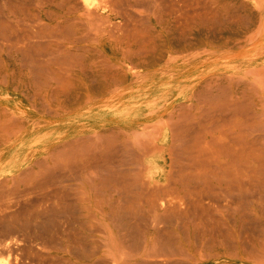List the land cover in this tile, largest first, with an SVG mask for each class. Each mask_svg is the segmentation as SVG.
Instances as JSON below:
<instances>
[{
    "label": "bare ground",
    "instance_id": "bare-ground-1",
    "mask_svg": "<svg viewBox=\"0 0 264 264\" xmlns=\"http://www.w3.org/2000/svg\"><path fill=\"white\" fill-rule=\"evenodd\" d=\"M10 7L0 264H264V0H45L26 47Z\"/></svg>",
    "mask_w": 264,
    "mask_h": 264
},
{
    "label": "rangeland",
    "instance_id": "rangeland-1",
    "mask_svg": "<svg viewBox=\"0 0 264 264\" xmlns=\"http://www.w3.org/2000/svg\"><path fill=\"white\" fill-rule=\"evenodd\" d=\"M36 1V2H35ZM39 1H40V3H42L43 1H45V0H9V3H10V5H11V7L9 8V19H10V21H11V24H12V35H13V37H15L14 38V41H16L17 43H18V46H22V44H23V46L22 47H26L27 45H29V44H33L34 42H36V40H37V43H39V44H41V42H44V43H48L50 40L52 41V40H55V38H48V36L47 35H44V34H42L41 33V28H40V24L42 23V21H40L41 19H39V17H40V3H39ZM13 2H14V4H13ZM21 4H19V3ZM30 2V3H29ZM22 3H24V4H22ZM29 5H28V4ZM36 3V4H35ZM16 5V6H15ZM27 5V7H25ZM34 7H36V8H34ZM12 8V9H11ZM23 8V9H22ZM142 8H144V7H137L136 9L138 10V11H140V12H142L143 14H145V8H144V10L142 9ZM29 12H28V11ZM36 12H38V15L37 14H35ZM30 13V14H29ZM19 15V16H18ZM27 16V17H26ZM19 17V18H18ZM173 17H174V15H173ZM175 17L178 19H180V13H178V14H175ZM174 17V19H176ZM28 19H29V21H28ZM20 20V21H19ZM23 20V21H22ZM33 20V21H32ZM39 20V21H38ZM181 20V19H180ZM179 20V22L181 23L182 21H180ZM28 22H29V24H28ZM40 22V23H39ZM23 24V26L22 25H20V24ZM15 25V26H14ZM25 25V26H24ZM26 25H27V27H26ZM176 25H179L178 24V20H177V23H176ZM175 25V23H174V26H176ZM17 26V27H16ZM22 27H24L23 29L24 30H22L21 31V29H22ZM27 29H26V28ZM17 28H18V30H17ZM28 28H30V29H28ZM36 28H37V30L38 31H36ZM39 29H40V31H39ZM79 30H80V28H78ZM181 29L179 28L178 29V31H180ZM36 32V34L34 33V32ZM21 36H20V35ZM41 36H40V35ZM24 35V36H23ZM38 35V36H37ZM46 36V37H45ZM19 40H17V39ZM36 38V39H35ZM38 38H39V41H38ZM41 38V39H40ZM42 38H43V40L44 41H42ZM48 38V39H47ZM22 39V40H21ZM29 40V41H28ZM49 40V41H48ZM21 42V43H20ZM262 42H264V40H261V42H258L257 44H256V47L252 50V51H250V53H254V52H257L258 50H262L261 49V47H264V45L262 46V45H260ZM36 44V43H35ZM74 183V185H72ZM77 182H76V180H74V179H72V180H67V181H65L63 184L65 185V184H67V185H69V184H71V189H68L69 190V192H68V190L66 191V189H61V188H59V192H60V194H69V193H71L72 194V192L74 193V191H75V189H76V186H75V184H76ZM22 188H23V185H22ZM74 189V191H72ZM49 191H50V189H49ZM67 193H66V192ZM77 191V190H76ZM62 192H64V193H62ZM91 190H90V192L88 193V194H91ZM75 194V193H74ZM76 194H84V192H78L77 191V193ZM85 194H87V193H85ZM92 194H94L93 192H92ZM113 194H119V193H117V192H114ZM74 196V195H73ZM117 196V195H116ZM116 196H114V197H111V200L110 201H114L116 198ZM75 197H72L71 196V200H69L70 202H74L75 203ZM111 206H109V204L108 203H105V205H104V207L102 208V210H92V209H90V210H88V209H80V208H78V211H79V213L80 212H82V213H84V212H86L87 210L90 212V219H92V217H93V222L92 221H90V223H89V226H91V227H96L97 226V220H98V218H103L105 221H104V223H106L107 222V224L109 223V224H111V220H110V218L111 217H113V216H115V215H117V214H115V211H117V212H119V211H121L119 208H117V207H113L112 209L110 208ZM80 209V210H79ZM110 209V210H109ZM122 209V208H121ZM123 210H126V208L125 209H123ZM0 211H1V209H0ZM101 211V212H100ZM91 212H94L93 213V215H92V213ZM110 212V213H109ZM121 212H123V211H121ZM99 213V214H98ZM113 214H115V215H113ZM122 214V213H121ZM74 215H75V213H74ZM110 215V216H109ZM119 216V215H118ZM95 219V220H94ZM63 222V221H62ZM96 222V223H95ZM67 223V222H66ZM95 223V224H94ZM63 224H65L64 222H63ZM67 224H69V223H67ZM67 224H65V225H67ZM76 225H80V223H75ZM96 225V226H95ZM174 258H182L183 256H181V255H179V254H174V255H172Z\"/></svg>",
    "mask_w": 264,
    "mask_h": 264
},
{
    "label": "crops",
    "instance_id": "crops-1",
    "mask_svg": "<svg viewBox=\"0 0 264 264\" xmlns=\"http://www.w3.org/2000/svg\"><path fill=\"white\" fill-rule=\"evenodd\" d=\"M88 210H90V209H88ZM88 210H87L86 212H87V213H90ZM92 210H93V209H92ZM91 213H92V215H93V213H94V212H91ZM98 214H99V213H98ZM89 216H90V214H89ZM89 218H90V217H89ZM102 219H103V218H102ZM90 221H92V222H93V217H92V219H90V220H89V222H88V223H90Z\"/></svg>",
    "mask_w": 264,
    "mask_h": 264
}]
</instances>
